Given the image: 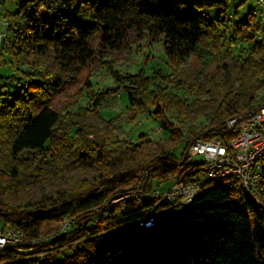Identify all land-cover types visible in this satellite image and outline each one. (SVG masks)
I'll use <instances>...</instances> for the list:
<instances>
[{
    "label": "trees",
    "instance_id": "16d2710c",
    "mask_svg": "<svg viewBox=\"0 0 264 264\" xmlns=\"http://www.w3.org/2000/svg\"><path fill=\"white\" fill-rule=\"evenodd\" d=\"M16 2L0 56L8 52L25 68H16L21 78L16 73L0 76L3 90L8 82L19 85L13 94L0 93V219L21 227L28 239L42 235L43 221L66 216L79 221L55 240L0 248V264H264V211L227 182H208L191 205L173 211L170 218L159 214L153 227L116 228L143 217L155 205L142 196L155 178L176 177L187 183L199 176L201 164L182 162L192 140L234 139L227 120L252 108L264 90L261 20L250 13L233 23L229 42L238 41L250 51L238 61L221 56L216 71L174 76L158 68L149 73L146 67L152 59H147L136 72L124 73L103 57L132 55L129 46L138 44L139 50L146 40L161 44L168 63L179 68L199 46H216L223 36L219 28L228 21L222 17L228 0ZM212 8L220 13L215 21L204 13ZM95 37L98 51L91 44ZM93 62L105 68L114 87L99 92L88 80L83 96L91 104L76 111L45 105L69 77L74 80ZM117 92L128 97V122L148 111L168 137L153 143L143 134L137 141L111 142L110 133L97 135L90 116ZM198 120L205 122L203 127L193 126ZM180 145L184 148L178 154ZM136 182V197L108 209L106 202ZM41 209L50 211L37 213ZM110 230L118 232L99 245L98 239ZM74 244L79 245L62 261L48 255L33 258Z\"/></svg>",
    "mask_w": 264,
    "mask_h": 264
},
{
    "label": "rangeland",
    "instance_id": "374dc122",
    "mask_svg": "<svg viewBox=\"0 0 264 264\" xmlns=\"http://www.w3.org/2000/svg\"><path fill=\"white\" fill-rule=\"evenodd\" d=\"M258 0H228L227 3V12L222 17H226L228 21H226L221 28H219L220 33L223 36L217 41L216 46L213 44L201 45L197 48V51L192 54L186 63L182 64L179 68L173 67L168 63V60L163 52V47L159 43L150 44L146 40L140 42V49L137 50L136 46L138 44H132L129 46V49H132L134 53L131 54H108V56L103 57V60H112L115 68H119L124 73H134L140 69V67L144 64L147 59H152L150 63H148L146 69L150 73L153 70L158 68L163 69L166 74H172L175 76L177 73H183V75H188V73L194 74L198 69H204L206 72L208 71H216L219 66V58L221 56L226 57L229 61H238L244 59L248 53L249 48L246 49L240 42H236L235 44H231L229 42L230 32L233 30V23L236 21H244L249 16L250 13L254 11H261L264 8L258 4ZM3 2L2 8L0 9V51L4 40L8 37V34L4 35V32L9 25V17L17 10V2L16 0H0ZM207 17L211 21H215L216 18L220 15L218 8H212L209 10H205L204 12ZM5 23L3 25V22ZM11 36V35H10ZM9 36V37H10ZM240 43V45H239ZM91 44L95 48V50H99L100 41L98 37H95L91 40ZM136 45V46H135ZM1 53V52H0ZM104 54V55H105ZM97 62H93L83 69V71L78 75L74 80H70L68 78L67 83L63 86L62 90L58 93H55L51 96L48 102L45 105L62 109V110H78L80 107L88 106L91 104L89 97L83 96V94L87 91V82L91 81L92 87L94 90L102 92L107 91L110 88L114 87L113 79L107 74L105 68L99 69ZM25 66H21L15 60H12L10 53L6 52L3 56H0V76L7 77L16 73V68ZM189 74V75H191ZM18 78H21V74L16 73ZM27 79H22V84H26ZM19 87L16 83L8 82V89L3 90L0 84V93L2 92H10L15 93L16 89ZM185 96L186 93L183 92ZM92 107V106H91ZM105 107V108H104ZM103 109L92 113L90 116V120L95 125V129L98 131L96 134H104L105 132L110 133L109 139L111 142L117 141H128L132 142V140L137 141L139 137L145 134V138L150 139L153 143L165 139L168 137L169 132L164 131L159 122L150 117L149 112L141 114L135 121L128 122L127 117L131 114L130 112V104L128 97L123 92L115 93L112 101L106 104ZM115 119V120H113ZM175 119V117H174ZM205 124L204 121L198 120L193 126L195 127H203ZM90 138H95V133H89ZM186 144V143H185ZM184 144V145H185ZM184 145H180L177 148V153L180 154L184 148ZM204 160L203 156H196L194 158L195 163H202ZM172 177L159 179L155 178L154 182L157 184L159 181L171 180ZM138 183H134L131 186L122 187L126 192L116 196L115 199L121 198L119 203L132 199L134 196L132 191L135 188H138ZM40 188H37V193L34 197L39 195ZM47 190H50L47 188ZM127 193V194H126ZM28 195V192L25 191L23 195ZM29 197V196H28ZM112 201V200H111ZM174 216V214H167L166 217L170 218ZM1 224V221H0ZM58 226V222L56 221H43L41 224V234L42 235H50L54 229ZM117 230H110L104 233L99 239V245H105L110 242L113 236L117 233ZM79 244H74L70 247H64L62 249L54 248L52 252L48 254V258L52 261H62L66 256L73 253L76 250ZM58 248V247H57Z\"/></svg>",
    "mask_w": 264,
    "mask_h": 264
},
{
    "label": "built area",
    "instance_id": "2783aa9c",
    "mask_svg": "<svg viewBox=\"0 0 264 264\" xmlns=\"http://www.w3.org/2000/svg\"><path fill=\"white\" fill-rule=\"evenodd\" d=\"M264 8V0L257 1ZM3 2H0V9ZM262 22L263 30L258 39L264 44V10L253 12ZM7 24L5 21L3 25ZM7 31L4 32V35ZM240 45V43H239ZM228 129L234 130L236 136L228 143L213 137L197 138L191 141L186 150V159L194 163L196 156H203L202 171L191 182H180L176 177L154 184L142 196L155 200L156 203L147 209V213L138 219L129 221L116 228L130 231L137 228H150L156 223L159 214H171L182 211L191 205L204 185L208 182L228 183L229 186L246 194L264 211V90L260 91L252 108L227 120ZM133 141V140H132ZM121 198L106 202L108 209L117 205ZM168 203L158 208V204ZM124 210V207H120ZM108 216L107 214L105 215ZM0 224V248L20 244H40L55 240L70 232L78 223L76 216H66L58 221V226L50 235L28 239L16 224ZM64 247L56 248L62 249ZM53 250L36 254L33 258L44 259Z\"/></svg>",
    "mask_w": 264,
    "mask_h": 264
},
{
    "label": "water",
    "instance_id": "95a60500",
    "mask_svg": "<svg viewBox=\"0 0 264 264\" xmlns=\"http://www.w3.org/2000/svg\"><path fill=\"white\" fill-rule=\"evenodd\" d=\"M185 160H186V154H185L184 159H183L182 162H184ZM49 211L50 210H43V209H41V210H37V213H39V214H47Z\"/></svg>",
    "mask_w": 264,
    "mask_h": 264
}]
</instances>
